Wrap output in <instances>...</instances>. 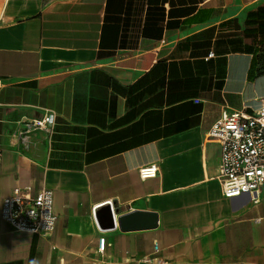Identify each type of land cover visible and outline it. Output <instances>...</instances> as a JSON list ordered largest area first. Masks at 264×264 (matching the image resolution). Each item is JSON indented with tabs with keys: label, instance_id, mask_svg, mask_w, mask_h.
Segmentation results:
<instances>
[{
	"label": "crops",
	"instance_id": "0c3cea01",
	"mask_svg": "<svg viewBox=\"0 0 264 264\" xmlns=\"http://www.w3.org/2000/svg\"><path fill=\"white\" fill-rule=\"evenodd\" d=\"M261 53L264 0H0V264H264V198L226 197L204 143L264 105ZM15 187L53 191L52 232L2 218Z\"/></svg>",
	"mask_w": 264,
	"mask_h": 264
},
{
	"label": "built area",
	"instance_id": "2783aa9c",
	"mask_svg": "<svg viewBox=\"0 0 264 264\" xmlns=\"http://www.w3.org/2000/svg\"><path fill=\"white\" fill-rule=\"evenodd\" d=\"M51 123L52 114L37 121L36 126ZM204 143H217L221 147L218 179L226 197L247 193L255 203L264 198V105L251 113L244 110L223 113L205 131ZM158 169L157 163H151L140 167L139 173L145 179L156 176ZM1 216L15 230L46 235L57 223L53 191L44 188L33 193L29 187H15L3 199ZM104 242L103 238L99 241L100 249L104 248ZM159 251V245L155 244V254ZM143 261L167 263L157 256L144 257Z\"/></svg>",
	"mask_w": 264,
	"mask_h": 264
},
{
	"label": "water",
	"instance_id": "95a60500",
	"mask_svg": "<svg viewBox=\"0 0 264 264\" xmlns=\"http://www.w3.org/2000/svg\"><path fill=\"white\" fill-rule=\"evenodd\" d=\"M97 219L99 221V223L101 224H106L110 227H113L114 222H115V216H114V211L112 210V206L110 203L105 204L104 206H100L97 209ZM146 216H153L154 217V224L156 223V216L152 215V214H146V213H141V212H131L129 214H125L122 215L121 217H119V222L121 224V226H124L125 223L129 222V221H135L137 220L138 222L145 218Z\"/></svg>",
	"mask_w": 264,
	"mask_h": 264
},
{
	"label": "trees",
	"instance_id": "16d2710c",
	"mask_svg": "<svg viewBox=\"0 0 264 264\" xmlns=\"http://www.w3.org/2000/svg\"><path fill=\"white\" fill-rule=\"evenodd\" d=\"M257 62H261V64L264 66V53H261L260 55H258V58H257ZM263 72H264V67H263Z\"/></svg>",
	"mask_w": 264,
	"mask_h": 264
},
{
	"label": "clouds",
	"instance_id": "9594fccd",
	"mask_svg": "<svg viewBox=\"0 0 264 264\" xmlns=\"http://www.w3.org/2000/svg\"><path fill=\"white\" fill-rule=\"evenodd\" d=\"M48 223L50 224L51 223V220H48Z\"/></svg>",
	"mask_w": 264,
	"mask_h": 264
}]
</instances>
